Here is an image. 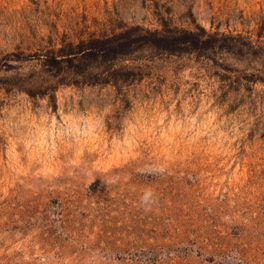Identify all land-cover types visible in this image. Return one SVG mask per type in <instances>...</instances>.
Returning a JSON list of instances; mask_svg holds the SVG:
<instances>
[{
    "label": "rangeland",
    "instance_id": "374dc122",
    "mask_svg": "<svg viewBox=\"0 0 264 264\" xmlns=\"http://www.w3.org/2000/svg\"><path fill=\"white\" fill-rule=\"evenodd\" d=\"M0 264H264V0H0Z\"/></svg>",
    "mask_w": 264,
    "mask_h": 264
},
{
    "label": "trees",
    "instance_id": "16d2710c",
    "mask_svg": "<svg viewBox=\"0 0 264 264\" xmlns=\"http://www.w3.org/2000/svg\"><path fill=\"white\" fill-rule=\"evenodd\" d=\"M130 42H134L135 40L137 42H139V44H148L151 45L152 47L155 48V50L157 51H161V52H167V53H171L174 50V47L176 48L177 46H179L180 44L183 45L185 44L183 42V39L181 38H177V37H167V36H163V35H159V34H154V33H142V35H140L139 38H135L134 36H131L129 38ZM132 40V41H131ZM128 42V44L130 43ZM177 45H176V44ZM176 45V46H174ZM88 46L92 47V49L94 50H98L100 52H102L103 57L102 58H106V57H114L117 54H121V52H123L125 46H127L126 42L118 39V37H114L111 39H105L100 41L99 43H88ZM173 46V47H172ZM79 51V52H77ZM60 55H75L80 54L81 56H83V51L78 50L77 46L75 47H68L66 50H59L57 51ZM67 52V53H66ZM89 54V53H87ZM90 55V54H89ZM39 58H36L38 60V62L40 64H42V69H49L51 66V63H57V60L55 59V56L52 54H46V55H39L37 56ZM85 57V56H83ZM21 56H17L15 57V59H20ZM10 66L6 65V71L10 70Z\"/></svg>",
    "mask_w": 264,
    "mask_h": 264
},
{
    "label": "clouds",
    "instance_id": "9594fccd",
    "mask_svg": "<svg viewBox=\"0 0 264 264\" xmlns=\"http://www.w3.org/2000/svg\"><path fill=\"white\" fill-rule=\"evenodd\" d=\"M141 203L145 206L151 205L152 203H155L153 199V193L150 190H146L141 197Z\"/></svg>",
    "mask_w": 264,
    "mask_h": 264
}]
</instances>
